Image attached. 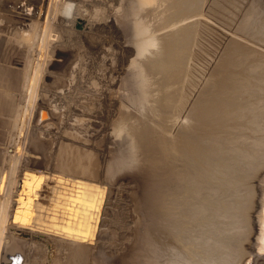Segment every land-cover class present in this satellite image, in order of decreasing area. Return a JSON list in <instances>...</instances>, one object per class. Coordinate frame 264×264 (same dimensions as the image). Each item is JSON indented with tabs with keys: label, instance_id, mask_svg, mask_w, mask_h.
Wrapping results in <instances>:
<instances>
[{
	"label": "rangeland",
	"instance_id": "obj_1",
	"mask_svg": "<svg viewBox=\"0 0 264 264\" xmlns=\"http://www.w3.org/2000/svg\"><path fill=\"white\" fill-rule=\"evenodd\" d=\"M260 215L264 0H0V264H252Z\"/></svg>",
	"mask_w": 264,
	"mask_h": 264
},
{
	"label": "bare ground",
	"instance_id": "obj_2",
	"mask_svg": "<svg viewBox=\"0 0 264 264\" xmlns=\"http://www.w3.org/2000/svg\"><path fill=\"white\" fill-rule=\"evenodd\" d=\"M76 135V134H75ZM71 150V149H70ZM78 153V152H77ZM77 160V159H76ZM72 162V161H71ZM73 163V162H72ZM80 163V162H79ZM82 164V163H81ZM83 165V164H82ZM69 166H70V164H69ZM68 166V164H67V167H69ZM79 166V165H78ZM61 167V166H60ZM65 167H66V165H65ZM64 167V168H65ZM66 167V168H67ZM84 167V166H83ZM64 168H61V169H64ZM66 168H65V170H66ZM72 168V167H71ZM78 167L76 166V169H77ZM88 168V167H87ZM84 169V168H83ZM82 169V170H83ZM73 170H75V169H73ZM81 170V169H80ZM79 170V171H80ZM62 171V170H61ZM84 171H86V170H84ZM82 172V171H81ZM80 172V173H81ZM88 171H86V173H87ZM94 172V171H93ZM63 173H65V171L63 172ZM72 173V172H71ZM83 173V172H82ZM81 173V174H82ZM74 174V173H73ZM80 174V175H81ZM84 174H85V172H84ZM92 174V173H91ZM66 177H67V179L68 180H70L71 182H72V185H73V181L71 180V178L73 177V175H69V174H64ZM75 176V175H74ZM93 176V175H92ZM85 177V176H84ZM228 177V176H227ZM91 178H93V177H91ZM232 178V177H231ZM223 179V178H222ZM74 180V179H73ZM79 180V179H78ZM79 185H78V187L77 188H74L73 189V187H70V188H72V189H68V190H70V192H71V194H72V196L73 197H75V198H83L84 196H81V194H83V195H85L86 196V198H88V202H89V204L90 205H93V203H94V198H93V193H94V186L95 185H93V182H91V181H89V180H87V179H85V178H81V180H80V183H78ZM76 187V186H75ZM78 189V190H77ZM126 189V188H125ZM77 190V191H76ZM136 191V190H135ZM139 191V190H138ZM124 192V191H123ZM81 196V197H80ZM115 196V195H114ZM114 198V197H113ZM119 198V197H118ZM84 199V198H83ZM86 200V199H85ZM82 201V200H81ZM88 202H86L85 201V203H87L88 204ZM10 203V202H9ZM258 217V216H257ZM259 217H261V219H262V221L263 222H261V224H260V226H258V227H261V226H263L264 227V215H260ZM260 219V218H259ZM262 228V227H261ZM258 235H259V233H257ZM254 240L255 241H257L255 238H254ZM72 247V246H71ZM75 247H77V246H75ZM79 247V246H78ZM255 251V250H254ZM255 254H258V250L256 251V253ZM264 256V255H263ZM256 257V256H255ZM248 264H250V261H249V263ZM252 264H264V257H259V258H256L255 259V261L253 260V263Z\"/></svg>",
	"mask_w": 264,
	"mask_h": 264
},
{
	"label": "water",
	"instance_id": "obj_3",
	"mask_svg": "<svg viewBox=\"0 0 264 264\" xmlns=\"http://www.w3.org/2000/svg\"><path fill=\"white\" fill-rule=\"evenodd\" d=\"M44 111H45L46 115L42 116V112H44ZM49 117H51L49 109L47 107H45V106L40 105V106L37 107V110H36V113H35V116H34V122L39 123L42 120L47 119Z\"/></svg>",
	"mask_w": 264,
	"mask_h": 264
}]
</instances>
